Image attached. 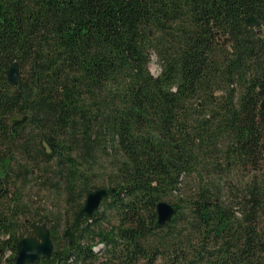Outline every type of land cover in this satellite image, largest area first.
Returning a JSON list of instances; mask_svg holds the SVG:
<instances>
[{
  "label": "trees",
  "instance_id": "obj_1",
  "mask_svg": "<svg viewBox=\"0 0 264 264\" xmlns=\"http://www.w3.org/2000/svg\"><path fill=\"white\" fill-rule=\"evenodd\" d=\"M263 98L264 0H0V264H264Z\"/></svg>",
  "mask_w": 264,
  "mask_h": 264
},
{
  "label": "water",
  "instance_id": "obj_2",
  "mask_svg": "<svg viewBox=\"0 0 264 264\" xmlns=\"http://www.w3.org/2000/svg\"><path fill=\"white\" fill-rule=\"evenodd\" d=\"M259 20L254 16H248L245 19L247 27H258ZM225 44V43H224ZM7 80L11 85H16L18 78V69L16 62L11 63L8 67ZM260 109L264 112V98L259 104ZM27 116L25 114L13 115L10 118V123L15 129H20L26 123ZM114 192V188L110 190ZM107 189L103 187L95 188L89 191L84 199L81 208L76 213L73 222L64 230L63 240L70 244L73 240L74 229L79 226L83 217H90L95 213L102 199L106 196ZM156 221L155 226H163L173 215L175 207L164 200H160L155 205ZM31 227L35 232V236H24L20 238L16 244V250L13 255L14 264H37L39 261L48 259L53 249V244L50 238L49 229L45 224L31 223Z\"/></svg>",
  "mask_w": 264,
  "mask_h": 264
},
{
  "label": "rangeland",
  "instance_id": "obj_3",
  "mask_svg": "<svg viewBox=\"0 0 264 264\" xmlns=\"http://www.w3.org/2000/svg\"><path fill=\"white\" fill-rule=\"evenodd\" d=\"M217 38H218V40H220L222 43L227 44V43L229 42V39H228L227 37H222L219 33H217ZM148 68H149L150 72H151L153 75H157L158 72H159L158 65L156 64V62H155V58H154L153 55L151 56V61L149 62ZM166 201H169V200H166ZM100 247H101V246L98 245V246L94 247V249L97 250V249L100 248Z\"/></svg>",
  "mask_w": 264,
  "mask_h": 264
}]
</instances>
